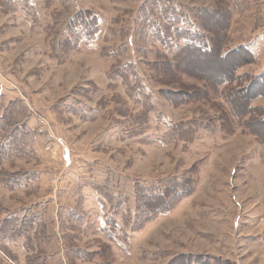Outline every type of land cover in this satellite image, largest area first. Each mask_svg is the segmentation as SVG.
Wrapping results in <instances>:
<instances>
[{"label": "rangeland", "instance_id": "1", "mask_svg": "<svg viewBox=\"0 0 264 264\" xmlns=\"http://www.w3.org/2000/svg\"><path fill=\"white\" fill-rule=\"evenodd\" d=\"M160 1L0 0V93L35 131L25 158L0 134V264H264V0H172L209 57L159 40ZM80 11L99 29L73 44Z\"/></svg>", "mask_w": 264, "mask_h": 264}, {"label": "trees", "instance_id": "2", "mask_svg": "<svg viewBox=\"0 0 264 264\" xmlns=\"http://www.w3.org/2000/svg\"><path fill=\"white\" fill-rule=\"evenodd\" d=\"M158 5H164L163 6V12H164V18L167 19V22L165 24L164 29V37H160V41H163L166 45L170 47V49H174L175 47H178L177 51L183 50L185 52V55L188 51L189 54L195 55L201 57H209L211 54L214 53L212 41L210 38L205 35V33H202L200 30V27L198 24L190 17V15H186V13L182 12L181 10L175 8L173 5L172 0H165L160 1ZM213 13V19L218 22L221 20V24L218 27V31L221 33L225 31V26L230 20V16L232 15L233 9L227 5L226 7H218L216 10L212 11ZM231 12V13H230ZM201 14V13H200ZM199 14V15H200ZM201 16V15H200ZM201 19V17H200ZM69 24H75L73 25V38L71 39L72 43L78 42L79 39L86 38L90 39L92 38L98 31L99 25H98V18L93 13H89L86 11H80L75 14V16L70 20ZM166 33V34H165ZM224 43V41H222ZM223 43H220L223 45ZM219 41L217 42V49H220ZM241 48V49H240ZM228 50L225 52H221L220 49V57L221 59H229L231 54H235V52H239L242 55V61L243 62H250L252 59H256L255 53L252 51V49L248 45H242V47ZM239 60H235L232 62L231 67L229 68L228 74L224 73L222 75L218 76V79L216 80L217 83L220 85V83L225 84L228 83L231 80V76L236 74L237 67L239 66ZM119 70V69H118ZM118 70L116 72H118ZM131 72L129 70L125 74H120L124 80V83L126 84V87L130 90L133 89L130 87L131 83L130 80H128V75ZM255 84L258 88L257 92H264V70L260 73V75L255 76ZM139 85V84H137ZM259 86L261 88H259ZM231 89V88H230ZM128 90V91H130ZM2 93H0V134H2V138L8 137V141H16L19 142L17 145H13L11 148L14 150L13 152L15 154L20 155L21 157H27L31 150H32V144L31 139L35 135V131L32 130V128L28 125V108L23 103V101L19 98H10L6 102L4 101V98H2ZM4 96V95H3ZM233 98V96H232ZM246 98V97H245ZM245 98L241 97H235L236 100H243ZM233 100V99H232ZM246 100V99H245ZM245 104V103H244ZM232 109L235 111V104H230ZM244 106V105H243ZM243 106H240L241 108ZM236 114L242 113L243 111H235ZM245 112V111H244ZM19 137V138H17ZM22 151V153H21ZM19 156V157H20ZM31 178V174H26L24 176H17L13 179V177L7 179L6 186H9L10 183L15 181V183L20 182L22 179ZM13 184V183H12ZM15 185V184H13ZM173 191H179V194L181 193V190L179 188H174ZM172 194V193H171ZM168 196V194H167ZM158 199L162 201V207L158 208V205L160 203H153L152 205L148 206V209L150 211V215H152V211H159L163 212L167 209V201L163 200L166 195L159 196L156 195ZM146 203L149 200H144ZM145 203V204H146ZM1 225L0 227H2ZM193 260V261H192ZM190 261V262H189ZM214 264L211 258H206L205 256H190L186 259H180L179 264Z\"/></svg>", "mask_w": 264, "mask_h": 264}, {"label": "crops", "instance_id": "3", "mask_svg": "<svg viewBox=\"0 0 264 264\" xmlns=\"http://www.w3.org/2000/svg\"><path fill=\"white\" fill-rule=\"evenodd\" d=\"M64 156H66V151H64Z\"/></svg>", "mask_w": 264, "mask_h": 264}]
</instances>
